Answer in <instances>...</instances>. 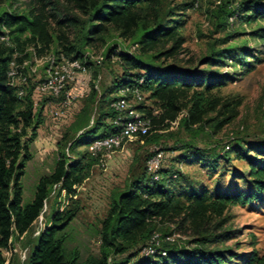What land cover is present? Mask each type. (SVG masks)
Here are the masks:
<instances>
[{"label": "trees", "instance_id": "obj_1", "mask_svg": "<svg viewBox=\"0 0 264 264\" xmlns=\"http://www.w3.org/2000/svg\"><path fill=\"white\" fill-rule=\"evenodd\" d=\"M28 3L25 12L0 7V35L8 37V41H0V264L3 263L2 250L11 246L13 238L31 229L52 187L58 185L66 194L74 192L73 186L88 177L94 162L92 156L70 159V155L60 151L53 171L40 177L33 199L22 205L20 179L24 163L31 158L28 143L22 136L23 129L34 120L32 95L36 83L28 86V77L27 83L13 85L8 72L14 62L18 72L27 76L30 66L22 64L29 59V47L43 54L55 42L60 49L53 52L54 56L82 60L84 46L105 43L108 35L116 31L120 37L135 39L140 50L150 56L151 63L145 64L131 54H119L125 69L113 85L111 94L116 95L107 100V110L101 111L93 128L79 133L71 141L63 135L59 144L69 142L68 153L120 130L119 113L111 103L121 97L120 92L125 88L136 87L142 99L146 95L154 105L135 107L143 117L150 119L151 127L147 134L140 135L142 139L158 138L157 131L167 129L175 121L188 133H198L205 126L217 132L237 116L240 105L237 99L215 94L213 90L223 82L214 79L211 73L182 71L162 64L164 59L176 57L182 51L184 39L178 31V20L162 22L158 0H28ZM224 7L228 16L239 14L246 22L264 19L262 0H240L235 7L229 3ZM52 22L56 31L51 30ZM70 29L75 31L74 40L69 37ZM254 34L264 38V28ZM110 52H114L111 47L105 51L106 57ZM226 52L213 50L202 62L217 65L221 57L231 62L241 58L233 54L227 57ZM156 61L162 63L157 66ZM241 64L247 71L254 66L246 60ZM138 69L142 73L136 71ZM21 88L23 94L19 95ZM52 98L59 103L62 97ZM126 98H132L131 93L128 92ZM85 112L84 107L76 119L81 121ZM102 127L104 131L97 134ZM36 128L37 125L32 126L28 141L35 138ZM242 158L249 164L247 175L251 188L247 191L215 189L210 192L206 188L190 187L178 192L172 183L177 173L165 179L159 168L154 178L145 166L146 179L132 181L127 189L111 195L107 214L101 222L98 255L81 259L76 249L66 251L64 248V230L76 215L75 205L55 210L30 247L25 264H116L109 263L110 255L125 253L137 245V250L129 255L137 257L133 264H229L235 258L238 264H264V253L254 248L238 254L222 245L236 233L226 228L228 209L259 201L264 194V162L246 152L242 153ZM159 224H167L169 230L160 232ZM178 230L187 232L188 238L177 237ZM155 235L158 244L153 240ZM173 236V240L168 239ZM147 245H156L153 254L142 252Z\"/></svg>", "mask_w": 264, "mask_h": 264}, {"label": "rangeland", "instance_id": "obj_2", "mask_svg": "<svg viewBox=\"0 0 264 264\" xmlns=\"http://www.w3.org/2000/svg\"><path fill=\"white\" fill-rule=\"evenodd\" d=\"M195 1L197 6L194 5ZM239 1L158 0L162 22L178 20V31L184 43L176 57L164 59L163 63L156 61L155 64L172 65L182 71H207L214 79L223 82L213 90L215 94L240 101L237 116L217 132L205 126L198 133H188L176 122L167 129L158 130L159 137L154 140L137 137L110 151H94L92 144L81 145L75 147L73 153H68L69 142L59 144L63 135H67L71 141L79 133L93 128L101 111L107 110V100L116 95L111 94L113 85L123 76L125 69L119 54H131L142 63H151L150 56L140 50L135 39L120 37L116 31L108 35L105 43L83 47L84 56H87L82 61L87 68L79 74L80 82L68 86L75 94L70 106L60 108L51 95L34 91V120L23 129L22 136L31 153V158L24 163V173L20 179L22 205L33 199L40 177L53 171L60 151L70 155V159L92 156L94 162L88 177L80 185L73 186L74 192L66 194L64 190H59L58 185L52 187L37 220L26 234L12 239L14 250L2 256V264H25L30 247L55 210L61 211L75 205L76 215L64 230V248L66 251L76 249L81 259L98 255L101 222L107 214L111 195L127 189L132 181L146 179L147 161L156 155L163 178L177 173L172 183L178 192L190 187L206 188L210 192L215 189L247 191L251 188L247 175L249 164L242 158V153L246 152L253 159L264 162V154H260L264 153V38L254 34L257 29L264 28V19L246 22L239 14L228 16L224 4L235 7ZM28 4V0H0L1 10L25 12ZM51 30L56 31L53 22ZM68 34L71 40L75 39L74 30H68ZM110 47L114 52L106 57L105 51ZM57 49L60 48L55 42L43 54H37L32 47L28 48L30 56L26 62L32 69L26 71L28 86L45 77V60ZM222 49L228 51L227 57L233 54L241 58L231 62L221 57L217 65L202 62V58L213 50ZM99 55L102 60L96 63ZM244 60L253 63L251 70L247 71V67L241 64ZM136 71L142 73V70ZM145 97L140 100L129 98L130 106H154ZM84 107L86 112L83 119L78 121L76 116ZM55 111L59 115H55ZM105 121L108 123L109 120ZM33 125H37L36 136L33 141H28ZM103 131L102 127L97 134ZM226 214V228L236 233L234 238L222 245L238 254L253 248L260 254L264 253V194L259 201L230 207ZM172 224L175 227V223ZM167 226L159 224L158 228L164 233L169 230ZM178 231L177 237L188 238L187 232ZM137 248L138 245L130 247L125 253L110 255L109 263L133 264L137 257L131 258L129 255ZM229 264H238L237 258Z\"/></svg>", "mask_w": 264, "mask_h": 264}, {"label": "built area", "instance_id": "obj_3", "mask_svg": "<svg viewBox=\"0 0 264 264\" xmlns=\"http://www.w3.org/2000/svg\"><path fill=\"white\" fill-rule=\"evenodd\" d=\"M197 1L194 5L197 6ZM0 41H8V37L5 35H0ZM87 54L84 56L86 57ZM102 56L99 55L96 58V63H100ZM27 62L24 61L22 65H26ZM21 65V66H22ZM30 70L31 67H29ZM87 66L82 60L79 59H69L63 55L54 56L50 54L45 60V77L38 81L34 87V91L51 95L56 98H61L58 103L60 108H66L71 105L72 100L75 98V94L72 93L68 86L71 83L80 82L79 74L86 70ZM10 76V83L15 85L18 82L23 84L27 83L28 75H21L17 70V65L11 62V67L8 72ZM131 93L132 98L140 100L142 99L141 92L136 88H125L120 92L121 97L111 103L114 110L118 111L119 116L117 121L121 124L120 130L115 133L108 135L103 138H98L93 141L91 148L94 151H110L112 149L118 148L127 141H131L140 135L147 134L151 124L150 119L143 117L135 108L131 107L129 104V99L126 98L127 93ZM19 95L23 94V89H19ZM55 115H59L58 111H55ZM177 121L172 122L175 124ZM159 157L158 155L151 157L147 161V170L149 173L154 174V178H157L156 171L159 169ZM173 237H168V239L173 240ZM155 244H158L156 240V235L153 237ZM156 245H147L144 247L142 252L144 254H153L155 252ZM14 249L10 246L7 249L2 250L3 255L10 254ZM165 254L164 251H161Z\"/></svg>", "mask_w": 264, "mask_h": 264}]
</instances>
